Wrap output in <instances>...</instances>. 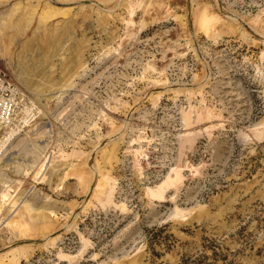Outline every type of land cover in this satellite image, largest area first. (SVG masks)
Listing matches in <instances>:
<instances>
[{
    "label": "rangeland",
    "instance_id": "374dc122",
    "mask_svg": "<svg viewBox=\"0 0 264 264\" xmlns=\"http://www.w3.org/2000/svg\"><path fill=\"white\" fill-rule=\"evenodd\" d=\"M0 65V264H264V0H0Z\"/></svg>",
    "mask_w": 264,
    "mask_h": 264
},
{
    "label": "built area",
    "instance_id": "2783aa9c",
    "mask_svg": "<svg viewBox=\"0 0 264 264\" xmlns=\"http://www.w3.org/2000/svg\"><path fill=\"white\" fill-rule=\"evenodd\" d=\"M41 116L38 101L13 79L7 68L0 65V143H9L22 136Z\"/></svg>",
    "mask_w": 264,
    "mask_h": 264
},
{
    "label": "bare ground",
    "instance_id": "6f19581e",
    "mask_svg": "<svg viewBox=\"0 0 264 264\" xmlns=\"http://www.w3.org/2000/svg\"><path fill=\"white\" fill-rule=\"evenodd\" d=\"M44 19H46V16H43L42 17V21L44 20ZM37 96V95H36ZM27 131V130H26ZM20 137H22L21 135L20 136H18V137H16V139H18V138H20ZM15 139V138H14ZM15 139V140H16ZM11 144V142H9V143H7V141H3L2 143H0V149H2V151H3V147L5 146L6 148L9 146ZM5 148V149H6ZM1 151V152H2ZM12 163L13 162H10V163H6V165H8L7 167H9V169L11 170V165H12ZM33 163H34V161H32L31 163H27L26 161L25 162H23V167L21 168V171H12V172H16V173H20V172H24V171H29L28 169H30L32 166H33ZM1 183V182H0ZM3 196H5L6 197V195L4 194Z\"/></svg>",
    "mask_w": 264,
    "mask_h": 264
},
{
    "label": "trees",
    "instance_id": "16d2710c",
    "mask_svg": "<svg viewBox=\"0 0 264 264\" xmlns=\"http://www.w3.org/2000/svg\"><path fill=\"white\" fill-rule=\"evenodd\" d=\"M206 255L185 256L179 264H206Z\"/></svg>",
    "mask_w": 264,
    "mask_h": 264
}]
</instances>
